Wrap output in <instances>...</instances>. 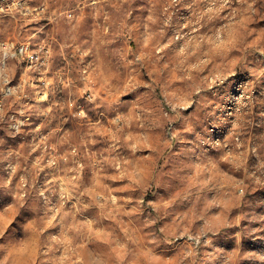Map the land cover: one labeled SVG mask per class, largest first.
Listing matches in <instances>:
<instances>
[{
  "label": "rangeland",
  "instance_id": "rangeland-1",
  "mask_svg": "<svg viewBox=\"0 0 264 264\" xmlns=\"http://www.w3.org/2000/svg\"><path fill=\"white\" fill-rule=\"evenodd\" d=\"M31 3L0 16V264H264V0Z\"/></svg>",
  "mask_w": 264,
  "mask_h": 264
},
{
  "label": "built area",
  "instance_id": "built-area-1",
  "mask_svg": "<svg viewBox=\"0 0 264 264\" xmlns=\"http://www.w3.org/2000/svg\"><path fill=\"white\" fill-rule=\"evenodd\" d=\"M90 2H96L97 0H88ZM40 7L32 5L31 0H7V3H0V16L3 17H15V18H25L29 15H33L35 11H38ZM39 13V12H38ZM68 17H72L73 13L68 12ZM7 54V52H6ZM17 57L23 56L26 57L31 63L41 62V57L38 51L29 50L28 47L24 44H20L15 48L14 54ZM8 92L10 88L7 87ZM2 110V104L0 100V115Z\"/></svg>",
  "mask_w": 264,
  "mask_h": 264
},
{
  "label": "bare ground",
  "instance_id": "bare-ground-1",
  "mask_svg": "<svg viewBox=\"0 0 264 264\" xmlns=\"http://www.w3.org/2000/svg\"><path fill=\"white\" fill-rule=\"evenodd\" d=\"M0 3H7V0H0Z\"/></svg>",
  "mask_w": 264,
  "mask_h": 264
},
{
  "label": "crops",
  "instance_id": "crops-1",
  "mask_svg": "<svg viewBox=\"0 0 264 264\" xmlns=\"http://www.w3.org/2000/svg\"><path fill=\"white\" fill-rule=\"evenodd\" d=\"M7 52V51H6ZM13 54H14V52H13Z\"/></svg>",
  "mask_w": 264,
  "mask_h": 264
}]
</instances>
